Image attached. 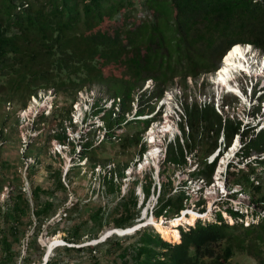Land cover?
<instances>
[{"label": "trees", "instance_id": "1", "mask_svg": "<svg viewBox=\"0 0 264 264\" xmlns=\"http://www.w3.org/2000/svg\"><path fill=\"white\" fill-rule=\"evenodd\" d=\"M137 11L142 15L135 18ZM175 13L181 16L178 20L174 18ZM105 19L120 23L117 24L119 35L112 37L104 32L98 39L88 36L87 31L99 26ZM180 19L183 24H180ZM202 38L203 46L199 45ZM237 41L252 42L264 49V0H0V82L10 81L14 84V95L24 96L22 106L37 88L53 87L57 100L66 101L67 105L53 109L51 117H56L57 123L50 128L53 132H49L48 137L70 143L73 150V141L67 139L63 125L69 114L65 117L59 115L64 108L70 109L76 91L85 82L105 83L103 72L97 66L103 56H121L122 48L130 47L134 50L136 65L145 71L137 84L138 88L142 86L144 78L153 77V86L141 90L137 98V112L141 113L154 108L156 99L168 84L174 82L175 76H179L182 86H185L186 75L195 77L215 69L221 54ZM99 51L101 53L96 58ZM120 88V85L118 90L113 86L108 88L110 95L120 96L118 116L112 117V109H109L103 115L106 124L103 137L96 144L86 138L78 147V157L89 158L90 166L103 162L106 159L103 154L106 146L119 145L120 139L125 146L139 144L140 152L145 148L144 142L139 143L141 131H133V122L139 121L136 118L126 120L125 133L118 141L113 139L116 137L114 125H119L125 119L124 111L131 108L134 98L132 90L120 93ZM182 106L183 118L179 121L181 139L176 135L166 142L162 162L183 167L188 164L187 153L193 154V151L197 152L204 146L203 154L194 157L195 165L189 170V176L202 178L208 183L212 180L215 161L208 162L206 154L217 146L221 128L229 142L239 129L240 122L229 117L222 121L221 114L211 102L185 99ZM47 120L49 115L39 114L35 119L36 127L39 128L41 122L47 124ZM143 121L142 129L149 119ZM242 134L247 135L248 140L238 154L264 149V128L250 132L246 127ZM79 164L68 166L64 173L68 180L74 167L79 171ZM62 172L60 166L51 172L54 182L51 187L34 184L28 196L18 185H14L0 199V264H17L19 259L21 264H35V258L30 257L31 247L34 246L32 239L35 240L42 223L56 209L48 195L55 190L66 189ZM122 172L116 165L109 173L102 174V182L110 191L119 192V180L114 181L113 175L119 176ZM251 172L255 173L256 170L249 167L247 171L228 170L227 174H231L247 190L256 193L261 190L262 184L250 180ZM5 180L9 183V179L4 178L0 181V187ZM138 180L141 178L136 177L131 181L132 185L122 194L119 206L105 211L102 205H98L86 218L73 219L72 224L61 226L66 230L64 238L79 242L84 233L86 237H97L104 221L108 222L110 218L115 226L132 224L140 215V209L136 206L138 194L134 190ZM167 180L169 189L165 188L164 181L160 183L152 210L156 215L173 217L189 203L191 193L184 183L170 191L172 180ZM155 190L156 184L152 179L145 178L142 183L145 197ZM201 190L202 187H199ZM255 193L252 200L264 205V193ZM44 195L47 197L42 199ZM194 201L202 205L200 215L192 223L177 225L178 240L163 237L152 225L141 226L134 233L119 235L127 243L112 242L117 238V234L112 233L95 243L58 245L43 264H61L64 262L62 253L83 250L89 251L92 264H100L102 254L105 255L115 245V262L119 258L121 264H232L230 259L235 251L250 254L259 264H264L263 216L256 222L245 224L242 214L246 210L233 207L227 200L225 202L229 204L224 208L229 216L223 214L221 202L214 201L211 208L206 209L201 193ZM65 207L69 209V206ZM70 209V215L58 219L60 223L70 218ZM116 210H119L117 215L114 213ZM47 226L50 232H55L50 222ZM30 227L31 239L23 254L15 243Z\"/></svg>", "mask_w": 264, "mask_h": 264}, {"label": "rangeland", "instance_id": "2", "mask_svg": "<svg viewBox=\"0 0 264 264\" xmlns=\"http://www.w3.org/2000/svg\"><path fill=\"white\" fill-rule=\"evenodd\" d=\"M141 15L142 13L137 11L135 12L134 17L138 18ZM180 17L181 16L179 14L175 13L174 18L176 20H178ZM137 20L138 19H136L135 24L138 23ZM181 21L182 19H180V22ZM117 24L120 23H114L113 20L107 21V19H105L101 24H99V26L88 30L87 34L93 39H98L99 35L104 32H106L105 34H110L112 37H114V35H119ZM180 24H183V21ZM202 40L203 38L200 40L199 45L203 46L204 42ZM100 53V51L97 52L95 57L98 58ZM115 56L116 57H112L107 54L105 57L103 56L98 60L97 66L103 72L105 83H103V85H99L96 83L92 84L90 88L91 91L90 89H88L87 93L101 95L106 98L108 96V88H112L113 86L114 88L117 87L116 90H118V87L120 85V93L124 91L130 92L132 90L133 94L137 95L139 91L143 89L147 84L152 85L151 81L145 80L143 81V87L138 88L137 84L145 71H143L136 65L135 53L133 49H131L130 47H123L121 50V56H119V54ZM212 77L213 76H211V78ZM174 78L176 79V82L167 86L169 88L166 89L163 98L158 101V104L154 105V110L159 108L160 111L167 113L169 115V118L167 121H160L161 123H159L158 125H155V123H153L152 129L148 128L142 133L143 135L141 136L139 143L143 142V140H146V147L144 151L142 153L140 152L139 144L135 146L122 145V139H120L119 145L109 144L106 146L105 151L103 150V154L106 155V159L103 162H100V168L99 166L95 168L96 165L92 168L89 164V158H86L85 156H83L80 160L78 159L77 147H79V141L76 138V134H79V127L81 126L84 130L85 128L87 129L91 126H94L95 128L87 129L84 132H86L85 136L88 139H92L93 143L96 144L102 137L101 133L103 132V130H105L103 128V120H98L97 117H94L91 119V122L88 121L87 125L86 123L79 124L78 121L76 122V119H79L78 113L74 114L73 116L72 113L74 112L71 111L72 124H70L71 126L68 125V129L70 130L69 137L74 138L73 143L75 144V148L73 150L71 149L70 143L62 144L59 143L58 140L53 139L52 137H48L49 132H53V130L50 128L54 127L55 123H57V118L51 117L52 112L49 114V120H47V124H40L41 128L39 130L34 128L31 115H29V118L24 115V113H26L25 111H27L28 109L26 108L25 111H21L23 107L21 103L22 99H24V96L22 97L20 95H14L13 92L11 93V91L14 90V84L10 81H6V83L0 82V127H2L0 128V181L4 178L9 179V183L5 180L1 184L0 199L2 200L5 197L6 192L7 190H9L10 186L14 185H18L19 188L24 190L28 196L31 195L30 188L34 184L41 185L44 188L51 187L54 184L51 172L58 166L62 167L63 169L61 178L66 185V189L55 190L54 193L48 195V198L53 201V207H56V209L54 213L48 216L44 223H42V229L37 233L35 240L32 239L34 246L31 247L30 257L35 258V264H38L42 260L47 244L52 242H62L61 239H64L66 230H63L61 226L64 227L72 224L73 219L77 220L79 218H86L89 212L94 210L98 205H102V208H104L105 211L114 208L116 205L119 206L122 194L130 188V186L132 185L131 181L134 177L141 178L142 180V182H140L141 180H138L134 185L135 193H140V197H142V193L139 188L140 185L142 186V183L145 182V178L153 179L154 177L153 182H157V185L158 183L164 181L165 188L168 187V189V178L172 180L173 184H186L187 189L192 194L191 199L189 200L190 205L187 210L193 209L195 213H197L196 215H198V206L194 205L192 201L198 198V195L200 194L196 186V184H198L200 180L195 181L189 178L188 171L193 168L194 157H196V155L201 156L203 154L202 150L204 146L199 148L197 152L193 151V154L188 153L187 155L189 163L187 165H183V167H180L174 166L173 164H165L161 162V153L158 152V150L154 155H151L150 149L152 147V142H149V139H151L152 135H154L156 141L155 144L160 147V145H164L165 142L168 141L170 137H172L173 132H176L178 130V125L176 123L178 114L175 111L178 110V108L174 107V102L172 99V97H174V94L172 90L177 91V93L181 96L182 93L185 92L189 95V99L191 100L194 97V94H196L195 96L198 99H203L204 95L200 92L210 94L212 88L215 91V89L219 90V87H217L215 83H211L210 80V85L207 82V85L205 84L203 87L202 83L201 90H199V84L196 83L193 78L191 79V81H188V84L185 86H182L181 78L179 76H176ZM201 78L202 75L197 78V81L199 82ZM179 84L181 85L179 86ZM82 89H84V87ZM43 91L45 92V94H48L52 98L53 103H55L56 97H54V92L50 93L49 90L44 88H39L37 90V92L39 93ZM228 96L229 98H231V95L228 94ZM30 97L31 95L28 96V99H26L25 107H28ZM84 97H86L85 91L82 96H79L76 99H78L80 103ZM162 100L164 101L163 104H161ZM41 102H39V104ZM56 102H58L57 104L59 106L66 107L67 105L65 103L66 101L63 100H57ZM136 102L137 99L135 98L134 102H132V112H134L135 110ZM106 104L108 105V102H106ZM231 105L232 107H228L230 111H238L239 114L242 115L241 110L244 109L243 105L245 104L241 99L237 98L236 101L231 103ZM132 112L129 111L128 113H125L127 118L132 116ZM67 113V108H64L63 113L59 116L65 117ZM101 113L102 112H100L98 115H100ZM161 114L160 117L162 116ZM93 121H95V123L91 125ZM68 122L69 121H67L66 123ZM98 123L103 124L102 126H100L99 130L97 126ZM84 125L85 127H83ZM125 125L126 124H124V126ZM133 125V131L140 130L142 132L143 129L141 127L144 125V121L142 119H139V121H134ZM124 126L115 125V129H117V132L124 129V131L121 132L120 135L125 133L126 131ZM86 137L83 138L85 139ZM113 139L114 141L117 140L115 138ZM109 160L111 161L109 162ZM73 163H80V168L79 171H77V169L74 167L69 177L70 180H68V178L64 176V169ZM112 164L119 165V168L126 171L124 172L125 174L122 178V174L119 176L116 174L113 175L114 181L117 182L119 180V192L115 190L110 191V188L106 187L102 182V174L104 173V171L107 172L110 168V165ZM104 166L107 168L102 170ZM263 175L264 174H261L259 179L262 183L261 190L256 193L251 191L253 194L255 193L256 195H260L264 193V182L261 181L264 178ZM215 178H213V182L207 185V188H203V194L206 197V207L208 199H211L215 195H220L219 188L221 187L217 185V182L220 183L223 175L219 177V180H215ZM122 184H124L123 190L121 189ZM170 191H173V189L171 188ZM154 196L155 194H150L148 199L146 198L142 204L140 203V201H137L136 206L137 208H140L141 211V214L138 218H141L142 220L147 218L150 211L149 208H147L146 214L145 208L151 205L152 201L154 200ZM46 197L47 196L44 195L42 196V199H45ZM222 197H228L227 193L223 194ZM65 206H69V209L71 208L70 211L72 212V214L70 218L66 219L65 222L60 223L58 219H60L61 216H68L69 214V209ZM116 211H114V213L117 215L119 210L117 212ZM180 212L182 213L183 210ZM196 215H194V219H196ZM186 217L190 218L191 216H189V214H186ZM34 218L35 217L33 216V219ZM174 219V217L172 218L169 216H159L157 222H161L165 225L174 227ZM246 219L250 220V217L247 218V215L244 216V221H246ZM48 222H50L51 227H55L54 233L50 232V227L47 226ZM155 222L156 220L154 221V223ZM186 222H191V220H181L180 223H177L175 225H183ZM111 227H114L111 218L108 220V222L104 221L103 226L98 230L99 236L96 238V240L100 239V235L103 234L102 232L108 230ZM31 233L32 227H30L29 230L26 231L25 234L21 236V238L15 243V246L21 249L23 254L28 247L27 244L29 239H31L29 238V236H31ZM160 233L163 234V232L161 231ZM92 238L93 237H86V234L84 233L79 239V242H90ZM122 239L124 238L121 236L119 238V235H117V238H114V240L111 241H120L124 243L128 242ZM107 240L109 241V239ZM115 246L112 247L110 251H106L104 253L105 255L102 254L100 258V264H121V260L119 258H116L117 262H115V257H117ZM54 252L55 248L50 252V254H53ZM61 256L62 261H64L61 264H92V261L90 260V253L88 250L73 252L71 254L62 253ZM36 257L39 258V260L36 259ZM230 261L232 264H259L255 260V258L243 251H235ZM17 264H21L20 259L17 261Z\"/></svg>", "mask_w": 264, "mask_h": 264}, {"label": "clouds", "instance_id": "3", "mask_svg": "<svg viewBox=\"0 0 264 264\" xmlns=\"http://www.w3.org/2000/svg\"><path fill=\"white\" fill-rule=\"evenodd\" d=\"M235 43H239L242 46L247 47L245 51H246V55L248 57L247 58L248 62L246 61L247 64L245 67L240 66L239 68H236L235 70L231 71L227 80L229 81L230 84L237 86L239 89V92L241 94L238 91L227 88L225 83H220V82L216 81V78L218 77V69H219L218 67H219V65L222 64V56L228 50V48L231 45H234ZM200 75H202V78L198 82L197 78ZM211 76H213V77L211 78ZM192 78L195 80L196 83L199 84V90H201V87L202 86L204 87L205 84L207 85V82L210 85V82H209L210 80H211V83L213 82V83H215V85H217V87H219V90L215 89V91H214V89L212 88L210 94H206L205 92H200V93H203V95H204L203 99H198L195 96L196 94H194L193 95L194 97L191 100L195 99L197 102H201V103L211 102L213 104L214 108L221 114L222 121H224L227 117H229L230 119H232L234 121L238 120L240 122V127L236 132H234V134L231 137L229 142H227L225 135H224V130H223V128H221L219 131L218 137H217V146L211 152L206 154L205 157H206V160L208 162L215 161V165H214V169H213V173H212V180L210 182L205 183V181L202 180V178L197 179V178L190 177L189 171H188V177L191 178L192 180H195V181L200 180L198 184H196V183L195 184L197 186L198 191H199V187H202V190L199 192L201 193V195L204 198H206L205 195L203 194V188L204 187L207 188L208 187L207 185H209L211 182H213V178L216 177L215 180H219V177L221 175H223V178L220 180V183L217 182V185H219V187H221V188H219L220 195L219 196L215 195L211 199H208L207 200V207L205 204L206 203V199H205L204 207L206 209H210L214 201L221 202L223 205V208H222L223 214L226 216H229V213L224 208V206L226 207V205L229 204V203L225 202L227 200L231 203V205L233 207L241 208V210H244V209L246 210L242 214V220L245 224H248L252 221L256 222V221H258L260 216L264 217V205L256 204L252 200V197L254 194L250 190H247L245 187H243V184L241 182L235 181L231 174L228 176L227 172H228V170L229 171H232V170H238L239 171L240 169L247 171V169L249 167H252L256 170L255 173L254 172L250 173V180H252L254 183L260 182V180H259L260 175L262 173L264 174V149H252L250 152H248L246 154H243V155L238 154V152H240L242 150L243 145L248 140L247 135H243L242 131L246 127H249L250 132L251 131L256 132V131L264 128V49L255 45L252 42H241V41L233 42L221 54L218 65L216 66L215 69H213L209 72H202L198 76H195V77L190 75V74L186 75V82H187L186 85L188 84V81H191ZM145 80L151 81L152 85L147 84L141 90L150 89L154 84V79L152 76H147L146 78H144L143 81H145ZM174 82H176L175 78H174ZM95 83L96 82H93V81L92 82H90V81L85 82V84L76 91V96L71 101L70 109L68 110L69 118L66 117L65 118L66 120L63 122L64 131L68 137L67 139H69L71 141H74V138L69 137L70 136V133H69L70 130L68 129V125L72 124L71 123V111L74 112V113H72L73 116H74V114L78 113L79 119H76V122L78 121L79 124L86 123V125H87L88 121L91 122L92 118L97 117L98 120L104 121V127H103L104 129L106 128L105 127L106 124H105V119H104L103 115H105V113L109 109H112V112H111L112 117L118 116V112L120 111V104H119L120 96L110 95L108 93V96L106 98H104L101 95H94L93 93H90V94L87 93L88 92L87 90L90 89L92 84H95ZM202 83H203V85H202ZM96 84H98V83H96ZM171 84L172 83L168 84L167 86H169ZM180 85L181 84H179V86ZM167 86L164 88L162 94L156 99L154 105L158 104V101L161 98H163L166 89L169 88ZM83 87H84V89H82ZM142 87H143V84L140 88H142ZM39 88H44V87H39ZM39 88H37V90ZM48 88H51V89H48ZM44 89L49 90L50 93L54 92L53 87H51V86L44 88ZM37 90H36V92L29 94V96L31 95V97L29 99L28 107H25V105H24L22 107L21 111H25L26 108L28 109L27 111H25L26 113H24V115H26L28 118H29V115H31L34 128L39 130L41 128V125L39 128H37L36 127L37 123H35V119L37 118V116L41 113H43L45 115H49L53 111V109L59 105L57 104L58 102H56L57 96H56L55 92H54V97H56V98H55V103H53L52 98L48 94H45L44 91L39 93V92H37ZM84 91L86 92V97H84L83 100L79 103L78 99H76V98L79 96H82L84 94ZM90 91H91V89H90ZM140 91H139V93H140ZM12 92L14 94L13 90L11 91V93ZM172 92L174 94V97H172L173 102H174V107L178 108V110H175L178 114V118L176 120V123L178 125V130L176 132H173L172 137H170L168 139V141L173 140L176 135H178L181 139V129L179 127V121L181 118H183L182 117V113H183L182 102L185 99L190 100L189 95L186 94L185 92L182 93V96L179 95L177 93V91L172 90ZM139 93L137 95H134V98L131 101V108H129L128 110H125L124 115H125V113H128L129 111L132 112V102H134L135 98L136 99L138 98ZM228 94L231 95L232 99L229 98ZM241 95H243L246 99H242ZM237 98L241 99L242 102H244V104H245V105H243L244 109L241 110L242 115H240L238 111H234V110L230 111L228 109L229 106L232 107L231 103L236 101ZM27 99H28V97H27ZM41 100H42V102H41ZM246 100H247V102H246ZM8 102H10V101H8ZM39 102H41V103L39 104ZM106 102H108V105L106 104ZM163 102L164 101L162 100L161 104H163ZM137 103H138V100L135 104V110H134V112H132V116L127 118V116L125 115V119L122 120L119 125L115 124L116 126H121V125L124 126V124H125L124 122L126 120H131V119H135V118L136 119H142V120L149 119L148 124L145 126V128L141 132V136H142L143 135L142 133L144 131H146L148 128L152 129L153 123H155V125H158L159 123H161L160 121H162V120L167 121L168 120L169 115L167 113L160 111L159 108H157L155 110L153 108L151 111L146 110L144 112L138 113L137 112V108H138ZM72 105H73V107H72ZM160 105H159V107H160ZM100 112H102V113L100 115H98ZM160 114L162 115L161 117H160ZM67 121H69V122L66 123ZM74 121H75V119H74ZM34 123H35V125H34ZM94 123H95V121H93L91 123V125H93ZM40 124L44 125L45 123L41 122ZM102 125H103L102 123L97 124L98 130L100 129V126H102ZM115 125L113 127L114 129H115ZM83 127H85V125ZM79 128H80L79 134H76L77 135L76 138L79 141V146H80L81 141H83L87 138L85 136L86 132H84V131L87 129L95 128V127L91 126L87 129L85 128V130L82 128V126ZM124 128H125V126H124ZM185 129H186V131H188V128L186 125H185ZM116 130L117 129H115V132H116L115 139H117L116 141H118V139H120V136H121L120 133L123 132L124 129H122L119 132H117ZM104 131L105 130H103V132L101 133L102 137L104 135ZM117 135H118V137H117ZM152 136H153V138L149 139V142L155 143L156 142L155 137H154V135H152ZM83 137H86V138L84 139ZM52 138L58 140L55 137H52ZM235 140H236L235 148L231 151L229 156L225 157V159L223 161L222 160L223 156L226 154L227 150L234 143ZM143 142L146 143V140H143ZM166 142H165V144H166ZM59 143H62V142L59 141ZM65 143L69 144L68 142H65ZM65 143H62V144H65ZM165 144L160 145V147L158 146V152L161 153V159L162 160L165 157V150H166ZM74 147H75V144H74ZM145 147H146V144H145ZM77 149H78V147H77ZM186 157L188 159V155H186ZM81 158L78 157L79 160ZM158 159H160V158H158ZM110 161L111 160H109V162ZM188 163H189V159H188ZM194 165L195 164L193 163V167H194ZM94 166H95V168L97 166H99V168H100V162H96V164H94ZM94 166H91V167L93 168ZM114 167H116L115 164L110 165V168L108 167L109 169H108L107 173H109V171ZM67 168H68V166L64 169V173H65ZM105 168H107V167L104 166L102 170H104ZM124 172H126V171L123 169V174L121 175V178L124 177V174H125ZM134 178H136V177H134ZM153 179H154V177H153ZM153 179H152V181H153ZM262 180L264 182V178ZM154 183L156 184V190L151 192L150 194H155V196H154V200L153 201L151 200L152 201L151 205L149 207L145 208L146 214H147V208H149V211H150V213L148 214L146 219L142 220L141 218H137L132 224H129L126 226H115L114 225L115 227H111V228H109L108 231L102 232L103 234L100 235V239L96 240V238L99 236V234H98L97 237H93L91 239V241L88 240L90 242H86V243L70 242L65 238L61 239L62 242L49 243L46 246V250L43 254L42 260L38 264H43L48 259L50 252L58 245H67V244L68 245H80V244H87V243H95V242H98L100 240H104L108 235H110L112 233H116L117 235L131 234V233H134L137 228H139L141 226H147V225H152L160 233V230L154 225V221L155 220L157 221L159 216L162 217L164 215L163 214L156 215L154 213V211L152 210V208H153L154 203L156 202L157 193L159 191L161 182L158 183V185H157V182H154ZM172 184H173V182H172ZM178 184H180V183L173 184L172 189L174 190L173 187L177 186ZM184 186L187 188L186 184H184ZM121 189L122 190L124 189V184H122ZM139 190H141L142 197H140V195H139L140 193H137L138 194V200L137 201H140V203L142 204L144 202V200L146 198L148 199V197L150 195L148 197H145V195L142 191L141 185H140ZM240 192H242L244 194L243 197H241ZM225 193H227V195H228V197H226V198L222 197L223 194H225ZM199 195H198V197H199ZM191 196H192V194H191ZM190 199H191V197H190ZM194 200L192 202L194 203V205H197V204H195ZM189 205L190 204L188 203L187 205L182 207L177 214L173 215V217L175 218L177 215H181L182 213L180 211L187 210ZM197 206H198L197 212H198V215H200L199 208H201L202 205H197ZM185 213L189 214L188 212H185ZM140 214H141V211H140ZM246 215H247V218L250 217V220L246 219V221H244V216H246ZM186 223H188V222H186ZM127 226L133 227V229L131 231H126V229L128 228ZM119 227H123V228H121L122 232H119V230H117ZM174 227H176L178 229L177 225H174ZM60 243H62V244H60Z\"/></svg>", "mask_w": 264, "mask_h": 264}, {"label": "bare ground", "instance_id": "4", "mask_svg": "<svg viewBox=\"0 0 264 264\" xmlns=\"http://www.w3.org/2000/svg\"><path fill=\"white\" fill-rule=\"evenodd\" d=\"M246 48H247L246 46H242L239 43H235L234 45H231L228 48V50L223 54L222 64L219 65V67H218L219 68L218 69V77L216 78V81H218L220 83H225L227 88L233 89V90L238 91V92H239L238 87L234 86L233 84H230L227 79H228L231 71L235 70L236 68H239L240 66H243V67L246 66V64H247L246 61L248 58L246 55V51H245ZM241 96H242V99H246L243 95H241ZM152 138H153V136H152ZM151 146L152 147L150 149L151 150L150 154L154 155L158 150V146L155 143H152ZM155 146H157V147H155ZM235 146H236V140L229 147L226 154L223 156V159H222L223 161H224L225 157L229 156V154L235 148ZM185 212H189V216H191V217L187 218ZM196 214L197 213H195V211L193 209L184 210L182 212V214L177 215L173 221L175 224H177V223H180L181 220L188 219V220H191V223H192L195 220L194 215H196ZM154 224L161 232H163V234H162L163 237L168 238V239H174V240L179 239V231L176 227L165 225V224H163L161 222H157V221ZM127 227L128 228L126 229V231H131L133 229V227H130V226H127ZM121 228H123V227H119L117 230H119V232H122ZM108 230H106V231H108Z\"/></svg>", "mask_w": 264, "mask_h": 264}, {"label": "built area", "instance_id": "5", "mask_svg": "<svg viewBox=\"0 0 264 264\" xmlns=\"http://www.w3.org/2000/svg\"><path fill=\"white\" fill-rule=\"evenodd\" d=\"M240 194H241V197H243V196H244V194H243L242 192H240Z\"/></svg>", "mask_w": 264, "mask_h": 264}]
</instances>
